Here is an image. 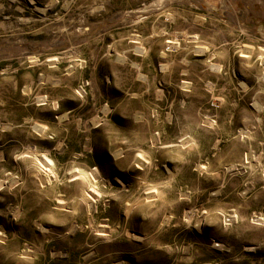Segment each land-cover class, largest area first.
<instances>
[{
    "label": "rangeland",
    "instance_id": "obj_1",
    "mask_svg": "<svg viewBox=\"0 0 264 264\" xmlns=\"http://www.w3.org/2000/svg\"><path fill=\"white\" fill-rule=\"evenodd\" d=\"M0 264H264V0H0Z\"/></svg>",
    "mask_w": 264,
    "mask_h": 264
},
{
    "label": "bare ground",
    "instance_id": "obj_2",
    "mask_svg": "<svg viewBox=\"0 0 264 264\" xmlns=\"http://www.w3.org/2000/svg\"><path fill=\"white\" fill-rule=\"evenodd\" d=\"M128 211H129V208H128L127 212H126L127 214H128Z\"/></svg>",
    "mask_w": 264,
    "mask_h": 264
}]
</instances>
